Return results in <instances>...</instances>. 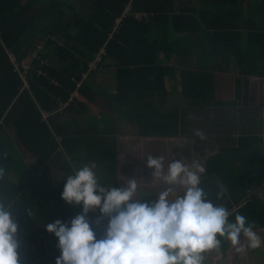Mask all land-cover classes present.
<instances>
[{
  "label": "trees",
  "instance_id": "trees-1",
  "mask_svg": "<svg viewBox=\"0 0 264 264\" xmlns=\"http://www.w3.org/2000/svg\"><path fill=\"white\" fill-rule=\"evenodd\" d=\"M191 1L0 0V168L4 170L0 198L18 207L14 212L18 234L37 218L43 222L31 240L20 244V264H55L60 255L58 238L44 227L53 222L54 213L62 222L73 217L61 198L64 180L74 174L73 167L65 162L68 174L54 184L56 158L65 161L85 148V158L106 177L105 185L117 187V144L114 139L112 149L104 144L108 130L91 125L92 130L82 133L68 125L70 119L79 125L77 117L85 115L89 103L99 105L103 99L90 81L91 71L111 60L118 90L111 101L113 112L124 106L138 122L141 134L178 136L182 114L140 107V94L160 92L166 78L175 73V66L161 59L162 53L181 57L188 48L186 53L191 54L188 44H182L185 38L177 36L183 32L186 43L198 35L202 46H210L209 56L217 54V45L230 41L238 42V49L231 55L224 51L226 57L237 59L246 53L239 36L244 29L239 11L238 24L212 20L224 15L223 11L239 9L241 0ZM257 1L264 4V0ZM261 36L253 30L249 38L259 46ZM204 51L208 53V48ZM97 56L101 57L98 68L89 70ZM23 60L29 63L27 71L21 68ZM198 69L189 73L191 101L201 100L210 107L215 104L214 76L205 71L208 65ZM258 74L264 75V65L258 64ZM230 119L233 131L237 130L234 117ZM258 125L255 120L251 127H240L236 143L220 148L205 162L199 185L213 204L232 211L230 221L238 212L255 223L253 230L264 229V138L253 129ZM90 226L97 239L102 238L105 228ZM262 238L264 242V232ZM231 248L230 242L222 241L220 252L226 256Z\"/></svg>",
  "mask_w": 264,
  "mask_h": 264
},
{
  "label": "crops",
  "instance_id": "crops-1",
  "mask_svg": "<svg viewBox=\"0 0 264 264\" xmlns=\"http://www.w3.org/2000/svg\"><path fill=\"white\" fill-rule=\"evenodd\" d=\"M179 3L177 2V6ZM210 10L215 14L218 13V9L212 8ZM238 11L242 21L241 28H244L242 31L240 30L239 36L246 51L244 55L242 54V58L226 57L224 54L225 51V53L231 55L233 50H237L238 45L236 46V43L238 42L230 41L226 44L217 45V54L212 49L214 54L209 56L210 46H202L201 42L198 41V35H195L191 42L186 43V32L179 33V35L175 34L179 37L182 36L181 40L185 38L182 44H188L191 48V54L186 53L188 48L183 51L181 57L170 53H162L161 59L166 61L167 65L175 66V73L166 78L165 89L156 93L139 95L142 100L140 107L144 105L152 109L182 114L181 134L178 136L141 134L138 122L132 115L127 113L124 106L121 105L117 111L113 112L114 108L111 106V101L117 98L118 90L117 81H115V67L111 60H106L98 70L91 71L94 74L90 76V81L101 92L103 99H101L99 105L89 103L85 115L77 117L79 125H77V120L73 119L68 120V125L76 131L81 129L82 133H84V130H92L89 127L91 125L104 127L108 130V133L105 134L107 139H104V144L107 143L106 147L111 148L113 139L117 144V187L124 186L127 179L136 178L138 185H142L146 189L145 193L140 194H151L153 192L150 196L134 199H139L141 202L155 201L157 199L155 191L169 187L162 180L152 178L153 169L146 166L148 155L163 156L165 171H167L168 163L173 160H180L189 165L194 161H198L205 168V162L211 156L217 154L220 148L236 143L240 134L239 129L243 125L251 127L252 123L257 120L259 125L253 129L264 138V75L258 74V64L264 65V4L259 5L257 0H241L239 9L234 7L229 9L228 12L223 11L224 15L215 17L212 20L221 19L217 22L238 24ZM253 30L254 32L259 31L262 35L259 46L255 45L249 38L250 32H253ZM205 48H208V53H205ZM253 51H255L254 54ZM20 63L23 67H29V63L24 60ZM203 64L208 65V69H205V71H209L214 76L215 81L213 98L215 104L210 107L202 105L199 102L201 100L197 101L196 104L193 103L189 92V73L196 71L198 66ZM216 67L218 69H215ZM88 75L87 73L85 77ZM75 95L79 96V93L76 92ZM232 116L237 124V130L234 131L230 125V117ZM65 117L64 114V120ZM258 128L260 131H258ZM197 131L203 133L205 138L201 139L197 136L195 134ZM23 158L31 162L30 157L23 156ZM65 162L77 169L85 163L95 166V163L85 158V148L78 155L65 161L56 158L52 169L54 184L60 183L67 176L68 172L64 168ZM94 170L96 171L95 167ZM96 173L100 177V182L106 184V177L97 171ZM173 187L176 190L170 194L169 199H174L176 195L183 194L182 188ZM66 207L73 211L71 219L82 211V205L66 203ZM96 215L97 210L90 211L87 214L90 225L94 224L92 221L96 219ZM53 217V221L56 219L61 220V216L56 213ZM100 224L105 228L107 221L101 220ZM42 225L41 218L29 223L27 229H23L22 233L18 234L20 244L22 245L23 242L31 240L35 230ZM262 230L264 229L260 228L259 232H262ZM259 236L262 239V244L255 249L263 250L262 234ZM241 242L245 244L244 238ZM250 249L247 250L246 247L245 251L237 252L232 247L226 256H223L220 250L219 252L212 251L206 254V264H241L240 260L246 256L247 251L252 253ZM251 257L255 259L251 264H263V262L260 263V258H255L253 255Z\"/></svg>",
  "mask_w": 264,
  "mask_h": 264
},
{
  "label": "clouds",
  "instance_id": "clouds-1",
  "mask_svg": "<svg viewBox=\"0 0 264 264\" xmlns=\"http://www.w3.org/2000/svg\"><path fill=\"white\" fill-rule=\"evenodd\" d=\"M195 134L205 138L199 131ZM146 166L153 169L152 178L169 186L155 191V201L134 199L153 194H140L146 189L136 178L127 179L122 187L106 186L94 165L73 167L74 174L64 180L61 198L82 205V211L70 222L56 219L44 227L58 238L60 255L55 264H206V254L219 252L222 241L230 242L237 252L261 246L253 221L238 212L230 221L232 211L207 199L199 187L205 172L201 163L173 160L165 171L163 156L148 155ZM3 175L0 168V177ZM173 186L182 188L183 194L169 199L176 190ZM17 208L14 201L0 198V264H20ZM97 209L100 215L92 223L99 225L107 218L99 239L87 217ZM241 235L247 245L241 242Z\"/></svg>",
  "mask_w": 264,
  "mask_h": 264
},
{
  "label": "rangeland",
  "instance_id": "rangeland-1",
  "mask_svg": "<svg viewBox=\"0 0 264 264\" xmlns=\"http://www.w3.org/2000/svg\"><path fill=\"white\" fill-rule=\"evenodd\" d=\"M258 235H260V234H262L263 232H264V230H262V232H259V229H256V230H254ZM242 238H244V243L246 244L247 243V239L245 238V237H243V235H241V240H242ZM247 245V244H246ZM250 249V248H249ZM247 250H248V248H247ZM251 251L250 252H252V253H249L248 251H247V253H246V256L245 257H243V258H241V260H240V263L241 264H251L252 262H254L255 261V259H253L251 256L253 255L255 258H260V263L261 262H263V264H264V255H263V253H264V250H259V249H250ZM252 254V255H251Z\"/></svg>",
  "mask_w": 264,
  "mask_h": 264
},
{
  "label": "built area",
  "instance_id": "built-area-1",
  "mask_svg": "<svg viewBox=\"0 0 264 264\" xmlns=\"http://www.w3.org/2000/svg\"><path fill=\"white\" fill-rule=\"evenodd\" d=\"M11 63L14 65L15 68H17V65L15 63V59L13 57H10ZM101 62V57L97 56L95 58V60L93 62L90 63L89 65V70H93V69H97L98 68V64ZM21 68L24 69L25 71H27L29 69V67H23L21 64ZM27 72H24L23 74H21V78L24 80V83L27 82Z\"/></svg>",
  "mask_w": 264,
  "mask_h": 264
}]
</instances>
